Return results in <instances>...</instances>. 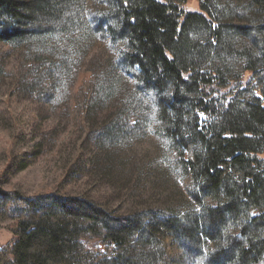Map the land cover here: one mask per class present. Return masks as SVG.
Returning a JSON list of instances; mask_svg holds the SVG:
<instances>
[{
    "label": "trees",
    "instance_id": "trees-1",
    "mask_svg": "<svg viewBox=\"0 0 264 264\" xmlns=\"http://www.w3.org/2000/svg\"><path fill=\"white\" fill-rule=\"evenodd\" d=\"M79 1L0 0V47H31L70 21ZM189 1H100L78 51L87 59L95 38L94 50H110L106 40L113 53L105 64L94 55L88 68L98 82L94 96L84 94V124L102 114L106 121L97 145L131 136L118 109L125 92L140 93L146 129L173 145L199 208L115 216L86 196L28 198L0 188V198L34 215L15 222L0 263L73 264L81 256L84 264H194L203 251L206 264H264V0H197V11ZM238 63L250 83L236 75ZM12 140L10 155L19 143Z\"/></svg>",
    "mask_w": 264,
    "mask_h": 264
},
{
    "label": "rangeland",
    "instance_id": "rangeland-1",
    "mask_svg": "<svg viewBox=\"0 0 264 264\" xmlns=\"http://www.w3.org/2000/svg\"><path fill=\"white\" fill-rule=\"evenodd\" d=\"M100 1L80 0L70 21L54 25L31 47H0L4 69L0 77V188L28 198L49 193L86 196L115 216L142 212L156 218L191 212L199 208L191 199V179L182 170L173 145L146 129L145 104L137 103L146 99L143 95L132 99L125 92L118 109L119 125L131 136L99 146L96 141L106 123L105 114L98 115L96 124L95 119L89 127L84 124L86 107L82 104L86 94H95L93 85L98 82L96 74L88 71L90 61L100 55L105 64L106 56L113 54L109 41L104 46L110 50L103 52L93 49L99 42L90 38L88 58L79 61L78 50L86 42L83 36L92 27L93 6ZM228 7L236 14L235 6ZM188 8L197 11L199 3L190 0ZM237 66L236 75L244 78V84L250 83L241 63ZM101 84L100 91L107 86L104 80ZM116 89L122 93L125 81L117 82ZM132 116L138 119L133 129ZM13 138L19 143L10 155ZM33 216L0 198V248L12 243L15 222L31 221ZM205 255L202 251L194 264H206ZM83 260L80 256L73 264H84Z\"/></svg>",
    "mask_w": 264,
    "mask_h": 264
}]
</instances>
